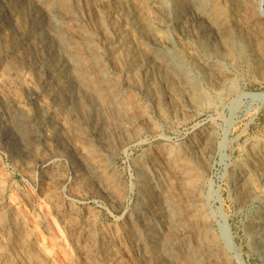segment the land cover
Segmentation results:
<instances>
[{
    "label": "rangeland",
    "instance_id": "374dc122",
    "mask_svg": "<svg viewBox=\"0 0 264 264\" xmlns=\"http://www.w3.org/2000/svg\"><path fill=\"white\" fill-rule=\"evenodd\" d=\"M205 3L0 0V264H264V0Z\"/></svg>",
    "mask_w": 264,
    "mask_h": 264
},
{
    "label": "bare ground",
    "instance_id": "6f19581e",
    "mask_svg": "<svg viewBox=\"0 0 264 264\" xmlns=\"http://www.w3.org/2000/svg\"><path fill=\"white\" fill-rule=\"evenodd\" d=\"M206 0H197V3H199V10L201 11V9H208L209 8V4L205 3ZM209 1V0H208ZM197 5V4H196ZM198 9V8H197ZM210 9V8H209ZM145 10V9H144ZM206 12V11H205ZM243 12V11H242ZM146 15H149V12L147 13V11L145 10ZM166 15V13L164 14ZM263 16V15H262ZM262 18L264 17H259V19L263 20ZM214 21V20H213ZM259 21V20H258ZM264 21V20H263ZM264 23V22H263ZM225 25V24H224ZM242 25V24H241ZM238 26V25H237ZM257 28V27H256ZM264 29V28H263ZM157 37V36H156ZM227 43V42H226ZM196 47V46H195ZM218 53V52H217ZM222 55H225L224 53ZM231 60V59H230ZM184 65H182L179 61L177 62V73L178 77L180 75H186V72L184 71ZM190 72V71H189ZM189 76V75H188ZM177 77V76H176ZM223 77V76H222ZM182 79L183 77H179V79ZM187 78V77H186ZM173 79V78H172ZM189 79V78H188ZM174 80V79H173ZM185 80V79H184ZM188 82V81H186ZM194 86V85H193ZM87 87H89V85L87 84ZM194 89V88H192ZM97 95L99 96V94L97 93ZM96 95V96H97ZM207 140V139H206ZM207 146V145H206ZM210 146V145H209ZM249 150V149H248ZM257 151V150H256ZM259 152V151H258ZM263 152V151H262ZM252 154V153H250ZM262 154V153H261ZM251 158V157H250ZM96 160V159H95ZM249 160V159H248ZM202 162V161H201ZM247 162V161H246ZM204 165V164H203ZM242 167V166H241ZM242 169V172L245 173V178L243 179V184H239L241 185L242 188H248L249 190H254L256 187V178L257 176L259 178H264V154L254 158L253 160H251L248 165H246L245 167L240 168ZM261 180V179H260ZM243 190V189H241ZM245 191V190H244ZM247 191V189H246ZM245 194V193H244ZM248 196V195H247ZM87 226V225H86ZM259 226V224H258ZM262 226V225H261ZM253 227V226H252ZM251 230H253V228H250ZM250 231V230H249ZM252 232V231H251ZM90 247V246H89ZM92 250V249H91ZM83 252V251H82ZM88 254V253H87ZM88 256V255H87ZM86 257V256H85ZM87 258V257H86ZM90 258V257H89Z\"/></svg>",
    "mask_w": 264,
    "mask_h": 264
}]
</instances>
